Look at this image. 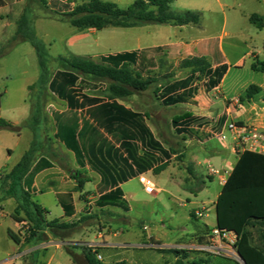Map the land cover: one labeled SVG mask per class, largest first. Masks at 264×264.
<instances>
[{"label": "rangeland", "instance_id": "374dc122", "mask_svg": "<svg viewBox=\"0 0 264 264\" xmlns=\"http://www.w3.org/2000/svg\"><path fill=\"white\" fill-rule=\"evenodd\" d=\"M256 5L255 0H175L169 5V11L174 15H180L187 10L199 12L198 24H190L186 30L172 28L171 24L149 23L142 25L148 29L157 28V31L162 33V38L170 41L177 40L176 42H178L170 49H165L157 55L150 54L148 56L147 67L140 74L143 77L153 78L154 82L146 91L134 95V100L139 106L138 109L146 111L150 116V124L156 127V134L165 148L173 150L177 155L173 161L168 162V168L162 174H146L156 187L162 189V192L147 195L142 191L138 180L129 182L124 187V191L127 197L130 193L136 199L134 201L132 198H128L131 207L130 212L127 214L121 212L122 215H103L96 212L85 217L80 222L83 226L94 225V228L87 230V234L101 231V225H110L112 229L122 228L124 235L128 231L138 234L143 227V230L147 228V231L152 234H156L158 231L165 233L168 238H172L190 228L186 215V211L190 207L199 206L215 199L221 187L215 177L208 180L202 163L207 160L211 163L212 155L220 153L222 150L213 136L216 133V128L219 127V122L223 117L224 105H226V103L219 101L221 92L214 91L211 95L207 94L203 90L204 76L200 72L195 74L200 91L195 110L197 112L201 110L205 114L206 121L203 123L205 124L204 128L196 131L197 136L193 137L195 140L192 141H185L186 138L177 135L171 127V120L174 116L181 115L192 107L176 105L165 108L156 100V93L167 82L183 78L190 73L189 68L182 67V62L200 57L199 52H203L200 47L194 46L192 41L195 40H202L203 43L201 44L205 42L208 44L210 55L204 54V58L206 57L205 60L209 63L212 61L213 49L217 48L220 43L225 58L231 66L222 86L226 96L244 95L245 90L250 85L264 87V73L253 71L250 68L254 61L251 57L252 53L258 52L257 59L264 61V51H261L264 30H258L251 24L248 16L254 11ZM36 6L30 2V27L27 33H30L36 43L41 46L45 55L46 71L42 76L40 74L37 83L30 86V101L35 99L37 92L42 95L47 92L48 78L58 67L57 59L51 57L69 53L65 52V40L76 30L66 22L40 17L43 13L51 18L56 17L57 12L52 10V6L40 10L41 12L37 10ZM128 6L126 2H123L118 7L126 8ZM61 9L63 7L60 6L59 11ZM17 21L15 22L16 27ZM11 31H13L12 28H6L3 34H0V118L10 121V123L17 121L19 130H0V198L3 197L4 199L5 191L9 187L18 186V181L14 178H7V174L2 173V171L11 168L20 161L31 140V133L27 128L29 126H25L23 123L28 116L27 110L23 112L22 105V99L25 98L24 87L29 81L30 83L35 82V78L41 72L37 61L28 57L27 52L28 50L32 51V45L27 41L17 42L16 40L19 38L13 35ZM127 32L122 28L104 29L98 33L101 41L97 48L93 45L78 51L85 55H108L128 50L133 46L130 44V40L126 39ZM158 33L157 38L160 36ZM203 46L207 47V45ZM47 58L50 59L47 60ZM92 60L99 63L100 57H93ZM106 88L107 84L104 82H92L88 84L86 90L92 94L103 96ZM34 117L35 115L31 116L32 119ZM30 120L29 118L27 121L29 124L31 123ZM25 124L27 125V123ZM36 133L41 135L40 131H36ZM230 140L227 138L225 144H228ZM236 155H239V152H236ZM227 161L229 164L226 169L230 170L236 161V157L231 155ZM172 166H176L174 170L176 169L175 171L178 172L176 174L179 176L180 185L185 188L189 187L191 191L174 188L168 183L167 173L172 171ZM200 181L204 183L201 184ZM170 194L174 198H171ZM187 198L194 205H186L185 207L179 205V201L185 203ZM4 201L5 212H9L11 201ZM98 217L99 219L96 220ZM5 222L7 224L8 219ZM5 222L0 227V262L6 258V252L14 246L13 241L5 233ZM162 224L164 225L163 228L161 227ZM19 230L22 234L27 231L22 226ZM83 239L90 241L91 236L89 239ZM81 247L84 250V246ZM68 248L74 250L77 246L66 244L57 250L54 247H49L36 254L30 253L29 256H23V264H70L71 258L67 252ZM85 248L89 247L86 246ZM229 252V257L238 260L235 252ZM99 253L103 256V261H99V264H109L110 258L117 261L128 257V255L133 261L140 264H167V262L170 264V257L160 258L153 250L138 252L131 249H118L116 251L101 249ZM92 258L97 260L95 254H92ZM80 264H84L82 260H80Z\"/></svg>", "mask_w": 264, "mask_h": 264}, {"label": "trees", "instance_id": "16d2710c", "mask_svg": "<svg viewBox=\"0 0 264 264\" xmlns=\"http://www.w3.org/2000/svg\"><path fill=\"white\" fill-rule=\"evenodd\" d=\"M175 0H135L126 8H119L112 2L102 0H84L77 3L71 10L57 13L53 19L66 22L77 31L113 28H131L143 24H171L184 26L198 24L199 12L184 11L174 15L169 11V5ZM42 3L45 0H41ZM1 4V1H0ZM249 22L257 29L264 27V20L252 14ZM17 41H27L34 48L41 76L46 71L44 53L41 46L27 33L30 27V18L24 13L17 21ZM163 47L142 50L161 52ZM137 51H126L100 56V62L89 58L72 56L59 57L58 71L51 77L48 89L58 98L65 100L72 112L66 115L65 122L57 125L54 135L65 148L71 151L78 159L85 158L90 168L100 176V188L108 191L98 199L99 206H114L122 211H128V206L123 199L119 184L134 177L136 174L145 173L158 161L154 152L162 156V160L169 158V153L155 140L140 113L125 109L115 100H123L135 93L146 91L154 82L151 77H143L140 69ZM50 58H47L49 60ZM250 68L253 71L264 73V61L253 59ZM182 67L189 68L190 73L179 80L165 84L159 91L158 98L163 106H173L183 103H193V98L198 93L195 85L196 73L200 72L205 78V90L216 87L226 69L225 64H218L212 68L204 57H195L184 60ZM79 77L91 82H104L107 84L102 102L100 98L86 99L81 102L77 99L75 85ZM259 91V88L250 85L239 102L248 101ZM86 103L95 105L87 111V120L81 121L79 127L75 111L83 108ZM190 113L174 116L171 126L174 132L183 137H196L197 130L190 128L191 123L199 121ZM221 118L219 126L223 122ZM0 129L12 130L7 121L0 119ZM102 131V132H100ZM102 133L110 136L117 147ZM141 151V154H138ZM33 152L28 151L7 174L9 179H17L18 186L9 187L5 197H15L18 203L14 212L16 222H25L27 231L24 232L23 244L28 245L35 240L44 239V231L53 238L68 239L74 233L76 224L47 221L44 219V210L32 202L29 194L20 188V182L26 174ZM161 169V168H160ZM37 171L34 167L33 173ZM18 187V190H16ZM19 211L24 217H19ZM216 226L220 231L231 232L236 237L235 249L245 264H264V155L250 151L239 153L231 172L227 176L215 202ZM258 223L262 225L260 247L251 243L247 227ZM86 249V250H85ZM67 252L74 264H80V258L74 250L68 248ZM167 252L181 255L186 259V250H167ZM90 248H84L82 254L84 264H99L92 258ZM175 264H198L196 262H183ZM35 264V263H34ZM116 264H124L123 262Z\"/></svg>", "mask_w": 264, "mask_h": 264}, {"label": "crops", "instance_id": "0c3cea01", "mask_svg": "<svg viewBox=\"0 0 264 264\" xmlns=\"http://www.w3.org/2000/svg\"><path fill=\"white\" fill-rule=\"evenodd\" d=\"M0 34H3L6 28H12V34L15 35L17 33V27L15 26V22L21 17L22 14H26L28 18H30V2L37 5L36 8L38 11H42L47 9L48 6H52V10L57 13H63L71 10L77 3L82 2L84 0H45L44 3L41 0H0ZM107 2H112L116 6H120L121 3L126 2L128 5L133 3L135 0H102ZM257 2L256 8L254 11L249 13L248 16L255 14L264 20V0H255ZM63 7L59 11V7ZM40 11V12H41ZM41 18H47L55 20L48 15H41ZM38 17V18H40ZM57 21V20H55ZM172 28H179L186 30L189 28V25L186 26H173L170 25ZM105 29H118L113 27H108ZM128 31L126 34V39L130 40L131 47L128 50H124L121 52L126 51H137L140 52L139 54V64L144 69H140V73L145 70L148 64V56L150 54L157 55L164 51L165 49H170L171 46L176 45L178 42L170 41L169 39L162 38V33L157 31V28L148 29L145 26H136L131 28H122ZM104 30V29H102ZM100 30V31H102ZM258 30H264V27ZM100 31L96 30H84V31H77L75 30L74 33L70 34L67 39L65 40V47L66 51L69 52L67 55H55L51 58L58 59L59 57L70 58L72 56H79L84 58H89L92 60L93 57H100L103 56L102 54L96 55H85L80 50L81 48L87 46H95L96 48L100 45L101 38L98 36ZM135 31V32H133ZM154 33H153V32ZM160 32V33H158ZM157 33L160 36L157 38ZM150 38V39H148ZM153 38V39H152ZM17 41V40H16ZM208 41V40H207ZM18 42V41H17ZM166 44H165V43ZM194 46L200 47L203 52H199L200 57H204V54H208V44H201L203 43L202 40H195L192 41ZM202 45V46H201ZM203 45H207L205 48ZM156 47H163L161 52H152L146 51L145 53H141L142 50L153 49ZM69 50V51H68ZM261 51H264V39H262V48ZM28 57H32L38 63L37 54L32 48V51L28 50ZM31 53V54H30ZM120 53V52H117ZM115 54V53H110ZM217 54V57H216ZM212 61L210 62L212 68H214L218 64H225L227 69L220 81V83L214 87L213 89L207 91L204 88V83L206 78L204 77L203 80V90L211 95L214 91L221 92L219 101L223 102L224 104V112H223V122L222 124L216 128V132L220 131L223 124L226 121L233 120L236 123L247 125V126H254L256 128L264 129V87H258L259 91L253 95L251 99L248 101L239 102V98L242 95L236 96H226L223 92V83L224 80L231 68L228 64L224 52L220 43L217 45V48L213 49V55L211 53ZM258 52L252 53V59L258 58ZM206 58V57H205ZM239 66V65H238ZM58 67L53 71L52 75L58 71ZM41 72L35 78V82L26 83L24 90H25V98L22 99L23 105V112H27L28 116L23 121L25 126L30 130L31 133V140L27 150L23 153L22 157L28 152L32 151L33 156L30 160L28 169L26 174L23 176L20 182V188L29 194V198L32 202L37 204L41 209L44 210V219L47 221L50 220H58L59 222H65L69 224H76L74 233H72L71 237L68 239H56L53 238L47 231H44V239L24 245L23 244V236L24 234L21 233L20 226L22 222H16L13 218L15 209L18 206L15 197H3L0 198V227L6 219H8V223L5 222V233L7 237H9L13 241V245L10 251L6 252V258L0 262V264H23V256H29L30 253H38L40 250H46L49 247H54V249H60L61 246H65L66 244L76 245L77 248L74 249V252L83 261V258L80 256L83 252V247L92 246L93 249L90 251L100 256L99 261H103V256L99 253L101 249L109 250V251H116L118 249H126V250H134L138 252H142L145 250H153L155 251L160 258L164 256L170 257V264H175L179 262L181 259V255H175L172 253L167 252V250H186L188 251L186 259L183 262H196L198 264H242L236 249H235V242L236 237L231 232H223V237L218 239L216 237L211 236V232L217 228L216 226V213H215V202L216 199L221 191V188L225 182L220 181L218 178V184L220 185V191L215 196V199L209 202H204L199 206L190 207L186 211V215L188 217V222L190 223V228L186 231H183L178 236L168 238L165 233H159L157 231L156 234H152L147 231V228L143 230L141 227V231L138 234L134 232H126L124 235V231L122 228L117 227L113 228L110 225H101L102 230L96 232H89L87 234V230L94 228L93 224L83 226L80 222L85 217H89L96 212L98 214L103 215H122V213H128L131 210V207L128 202V198L134 199L130 193L127 197L124 187L133 180H138L140 176H146L148 173H153L155 175L162 174L168 168V162L173 161L176 157V152L173 150H169L165 148V145L160 141L156 134V127H153L150 124V116L144 110L138 109V105L135 102L134 95L137 93L123 99V100H115L117 104L123 106L125 109L131 110L133 112L140 113L143 117V121L145 125L148 127L149 131L157 140L161 147L169 153V158L162 160V156L156 152H154L155 158L158 159L155 165L151 167L150 170L146 171L145 173L136 174L134 177L128 179L127 181L119 184V188L122 191L123 199L128 206V211H122L118 207L114 206H99L98 199L101 195L105 194L108 191H103L100 188V176L98 173L93 171L87 160L85 158L78 159L74 156V154L67 150L65 146L55 139L54 135L57 130V125L60 122H65L66 115L70 114L72 110L68 107V104L65 100L58 98L48 89V83L51 79L48 78L47 82V92H44L43 95L37 92L36 97L34 100L30 101V86L34 85L38 82ZM187 76V75H186ZM185 76V77H186ZM184 78V77H183ZM182 79V78H180ZM179 79L171 80L167 83L176 81ZM91 81L79 77L75 89L77 93V99L81 102L82 98L86 99H95L100 98L102 102H106L107 100L99 95L92 94L86 90V87ZM166 83V84H167ZM165 85V84H164ZM163 85V86H164ZM195 85L198 87V83L195 81ZM161 86V88L163 87ZM160 88V90H161ZM159 90V91H160ZM140 93V92H139ZM200 93L198 87V93L193 98V103H183L177 105H188L192 108H188L184 113H190L193 117H197L200 120L191 123L190 128L194 130H202L205 126L203 124L205 119V114L200 110L197 112L196 103L197 97ZM32 94V93H31ZM158 93H156V100L162 103L158 98ZM228 102V103H227ZM95 105L91 103H86L83 108H78L75 111L76 117L78 119L79 127L81 128V121L87 120L91 122L88 118L87 111L93 108ZM176 106V105H173ZM173 106H168L165 108H171ZM183 113V114H184ZM35 115L32 119L31 116ZM182 115V114H181ZM177 116V115H176ZM30 120V124L27 122L28 119ZM1 119V118H0ZM10 123V121H7ZM27 123V125L25 124ZM12 126V130L18 131V122L13 121L10 123ZM172 127V126H171ZM173 129V128H172ZM3 130V129H0ZM36 131H40L41 135H37ZM47 131L45 134L43 132ZM174 131V130H173ZM102 132V131H100ZM108 140H110L115 147L118 146L114 140L111 139L110 136L102 133ZM178 135V134H177ZM182 136V135H181ZM214 136V135H213ZM185 141H192L195 140L190 137H185ZM39 139V141H38ZM215 139V138H214ZM217 142V141H216ZM218 146L222 149L220 153H214L211 157V163L209 160L202 163L204 165L205 172L208 176V180H212L214 176H210L207 172V165H211L214 168L225 170L229 161L227 158H231V155L237 157L236 152L241 153L242 151L238 149L237 145L230 140L228 144L220 145L217 143ZM138 154H141V151H138ZM20 158V160L22 159ZM20 162V161H19ZM18 162V163H19ZM236 162V161H235ZM234 162V164H235ZM16 163V164H18ZM15 164V165H16ZM233 164V165H234ZM14 165V166H15ZM232 165V167H233ZM9 169H4L2 173L8 174L13 167ZM34 167L37 168V171L34 173L32 172ZM173 167V166H172ZM176 166H174L172 171L167 173V181L169 184L173 185L174 188L188 190L191 191L189 187L185 188L180 185L178 172L174 170ZM161 168V169H160ZM149 179V178H148ZM150 180V179H149ZM200 180V179H199ZM151 181V180H150ZM152 182V181H151ZM203 184V181H200ZM140 184V182H139ZM153 187L155 189L154 195L162 192V189L156 187L152 182ZM141 185V184H140ZM142 191L143 187L141 185ZM144 192V191H143ZM145 193V192H144ZM146 194V193H145ZM148 195V194H147ZM153 195V194H151ZM171 198H174L170 194ZM4 200L11 201V210L9 212H5L4 209ZM177 200V199H175ZM179 201V200H178ZM179 205L185 207L186 205H194L190 199H186V202L179 201ZM187 203V204H186ZM196 210H202V215L197 217L194 215ZM19 217H24V213L19 211ZM126 217V216H125ZM96 218V220H98ZM124 224V223H123ZM130 224V223H128ZM145 227V226H144ZM161 227L163 228L164 225L162 224ZM218 229V228H217ZM11 232V233H10ZM247 232L250 237V241L253 245L260 247L261 241V234H262V225L258 223H254L251 226L247 227ZM86 233V234H85ZM91 236V240L87 241L83 238L89 239ZM95 245V246H93ZM223 246L227 251L235 252L238 260L232 259L228 256V254H214L208 248L214 246ZM123 262L124 264H140L128 257H124L120 260H115L110 258L109 264H116ZM70 264H74L72 260L69 262ZM37 264V263H35ZM167 264H169L167 262Z\"/></svg>", "mask_w": 264, "mask_h": 264}, {"label": "built area", "instance_id": "2783aa9c", "mask_svg": "<svg viewBox=\"0 0 264 264\" xmlns=\"http://www.w3.org/2000/svg\"><path fill=\"white\" fill-rule=\"evenodd\" d=\"M228 133V136H227ZM214 138L220 145L225 144L227 138H230L234 142L238 149L241 151H250L257 154L264 155V129L256 128L254 126H247L236 123L233 120L226 121L221 130L214 134ZM232 169V167H231ZM231 169L217 170L211 165H207V172L210 176L218 178L220 181L226 180L227 176L231 172ZM139 182L143 187V191L148 194H154L155 189L152 182L145 176H140ZM194 215L200 217L202 215V210H196ZM21 226L24 230H27V224L25 222L21 223ZM223 232L219 229H214L211 232L212 237L218 239L223 237ZM90 249H93L92 246H89ZM214 254H229L230 250L227 251L222 245L214 246L208 248ZM95 253V251H93ZM96 255V259L100 260V256Z\"/></svg>", "mask_w": 264, "mask_h": 264}, {"label": "water", "instance_id": "95a60500", "mask_svg": "<svg viewBox=\"0 0 264 264\" xmlns=\"http://www.w3.org/2000/svg\"><path fill=\"white\" fill-rule=\"evenodd\" d=\"M240 258V257H239ZM241 260V259H240ZM242 264H245V262L243 260H241Z\"/></svg>", "mask_w": 264, "mask_h": 264}]
</instances>
